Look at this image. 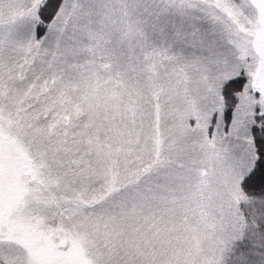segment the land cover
Returning a JSON list of instances; mask_svg holds the SVG:
<instances>
[{
    "label": "snow or ice",
    "instance_id": "obj_1",
    "mask_svg": "<svg viewBox=\"0 0 264 264\" xmlns=\"http://www.w3.org/2000/svg\"><path fill=\"white\" fill-rule=\"evenodd\" d=\"M0 264H264V0H0Z\"/></svg>",
    "mask_w": 264,
    "mask_h": 264
}]
</instances>
